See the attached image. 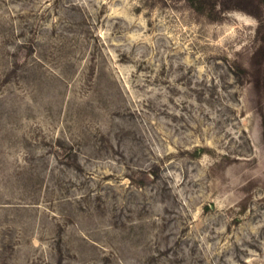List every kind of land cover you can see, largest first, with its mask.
I'll return each mask as SVG.
<instances>
[{
	"label": "rangeland",
	"instance_id": "374dc122",
	"mask_svg": "<svg viewBox=\"0 0 264 264\" xmlns=\"http://www.w3.org/2000/svg\"><path fill=\"white\" fill-rule=\"evenodd\" d=\"M262 45V0H0V264H264Z\"/></svg>",
	"mask_w": 264,
	"mask_h": 264
},
{
	"label": "trees",
	"instance_id": "16d2710c",
	"mask_svg": "<svg viewBox=\"0 0 264 264\" xmlns=\"http://www.w3.org/2000/svg\"><path fill=\"white\" fill-rule=\"evenodd\" d=\"M264 2V0H262ZM256 56L259 57L260 56V60L257 61V64L260 66V69H262V67L264 66V45L260 46V48L257 50L256 52ZM256 89H257V93L260 96V101L262 103V90H263V82H262V78H259L256 81ZM261 123H262V128H263V132H262V136H263V140H264V106H261Z\"/></svg>",
	"mask_w": 264,
	"mask_h": 264
},
{
	"label": "bare ground",
	"instance_id": "6f19581e",
	"mask_svg": "<svg viewBox=\"0 0 264 264\" xmlns=\"http://www.w3.org/2000/svg\"><path fill=\"white\" fill-rule=\"evenodd\" d=\"M237 14H238L239 16H241L242 18H247V19H249V17H247V15H245V14H243V13L237 12Z\"/></svg>",
	"mask_w": 264,
	"mask_h": 264
}]
</instances>
